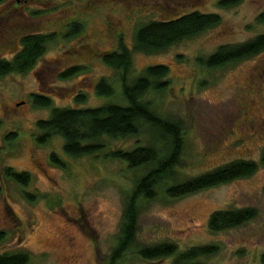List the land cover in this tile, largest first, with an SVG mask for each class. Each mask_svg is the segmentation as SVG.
I'll use <instances>...</instances> for the list:
<instances>
[{"label": "rangeland", "instance_id": "374dc122", "mask_svg": "<svg viewBox=\"0 0 264 264\" xmlns=\"http://www.w3.org/2000/svg\"><path fill=\"white\" fill-rule=\"evenodd\" d=\"M219 0H0V57L11 58L17 36L27 31L53 34L36 66L24 73L0 77V229L6 238L0 252L26 251L28 264H108L117 246L127 195L143 169H132L108 155L145 143L150 132L136 137H104L100 152L73 157L54 135L38 142L36 122L49 116L50 107H36L32 93L47 95L51 107H96L121 98L119 73L94 52L118 48L121 39L132 50L136 28L153 19H172L184 13H216L218 25L172 44L159 52L131 51L132 78L149 65L168 68V85L146 98L158 113L181 120L183 127L180 177L197 175L236 159L257 163L243 178L210 187L182 198L163 193L140 203L136 245L164 241L177 252L212 244L215 254L205 264H263L264 252V50L218 67H206L205 58L226 43L246 41L264 33L256 16L264 0H241L233 7ZM79 21L72 35L62 21ZM64 26V23H62ZM18 32V33H17ZM121 37V38H120ZM85 70L60 78L75 65ZM104 77L114 87L107 98L95 92ZM9 135V136H8ZM56 155L64 165L51 160ZM30 174L27 186L4 175V169ZM32 193L26 198L23 192ZM253 207L256 216L241 226L211 231L209 215L217 209ZM174 255L155 260L130 248L115 264H173Z\"/></svg>", "mask_w": 264, "mask_h": 264}, {"label": "trees", "instance_id": "16d2710c", "mask_svg": "<svg viewBox=\"0 0 264 264\" xmlns=\"http://www.w3.org/2000/svg\"><path fill=\"white\" fill-rule=\"evenodd\" d=\"M241 0H219L220 7H233ZM256 21L264 23V10L257 14ZM220 17L216 13L191 11L176 18L153 19L139 25L134 33L132 50L119 39L118 48L101 52V60L119 73L120 95L123 103L117 100L96 107L79 106L86 96L79 92L74 96L77 106L51 107V98L44 94L32 93L31 101L36 107H50L49 116L36 122L41 132L38 142H45L51 136L58 135L63 139V150L67 155L79 157L100 152L105 148L104 137L113 139L136 137L143 132H150L145 143L132 149L116 150L109 156L124 161L129 168H142L127 195L123 221L117 246L109 257L108 264H115L127 250L135 247L139 257L146 260L162 259L174 255L173 264H205L201 259L213 255L217 246L212 244L191 246L177 251L173 242L136 245L138 231L137 218L140 203L154 199L159 192L169 198H182L201 190L224 184L253 174L257 163L251 160L236 159L204 171L197 175L180 177L178 167L182 165L183 127L181 120L161 115L152 106L146 96L150 91H162L168 85L166 76L168 68L163 64L147 66L143 72L132 78L131 51L145 53L165 50L172 44L191 38L208 28L218 25ZM83 25L72 21L68 25L69 33L76 35ZM53 34H37L21 39L22 46L11 58L0 57V77L11 73H24L34 67L39 57L47 49ZM121 38V37H120ZM264 50V33L239 43H226L218 46L205 58L198 57L204 66L212 68L252 57ZM85 70L81 65L67 68L59 74L66 78ZM95 92L99 96H114L113 85L104 77L97 80ZM9 136V135H8ZM51 160L64 165L56 155ZM264 163V152L261 156ZM4 175L12 178L22 186H27L30 174L15 171L10 167L4 169ZM26 198L35 195L23 192ZM257 214L253 207H237L214 210L208 217L207 226L211 231L232 229L252 220ZM6 231L0 229V242L5 240ZM30 255L26 251L0 252V264H28ZM264 264V252L260 256Z\"/></svg>", "mask_w": 264, "mask_h": 264}, {"label": "flooded vegetation", "instance_id": "af4514ba", "mask_svg": "<svg viewBox=\"0 0 264 264\" xmlns=\"http://www.w3.org/2000/svg\"><path fill=\"white\" fill-rule=\"evenodd\" d=\"M17 1V3L19 4L21 1L22 2H27L28 0H16ZM62 23H64V26L62 25ZM62 23L60 24V27H63L62 29H64L65 28V30H66V26H68L69 25V21H62ZM18 33V32H17ZM37 34H43V33H41V32H39V31H34V32H32V31H27V32H22V33H19V35L17 36V44H18V48H15V52L18 50V49H20V47L22 46V43H21V39L23 38V37H25V36H29V35H37ZM44 34H47V33H44ZM14 52V53H15ZM14 53H12V54H14ZM94 54H98L99 55V57H100V59H101V53H98L97 51L96 52H94ZM44 55V54H43ZM42 55V56H43ZM13 55H11V57H12ZM41 56V57H42ZM41 57H39L38 58V60L41 58ZM37 60V61H38ZM37 63V62H36ZM77 65H79V64H77ZM87 64H83L82 65V67H84V68H86L87 66H86ZM34 66H36V64L34 65ZM66 69H63L61 72H58L57 74L59 75L60 73H62V72H64Z\"/></svg>", "mask_w": 264, "mask_h": 264}]
</instances>
